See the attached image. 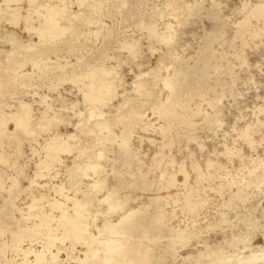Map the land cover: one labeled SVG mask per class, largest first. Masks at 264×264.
<instances>
[{
    "label": "rangeland",
    "instance_id": "374dc122",
    "mask_svg": "<svg viewBox=\"0 0 264 264\" xmlns=\"http://www.w3.org/2000/svg\"><path fill=\"white\" fill-rule=\"evenodd\" d=\"M80 1L34 0L28 6L22 0L19 14L28 16L30 25L22 19L18 26L10 25L0 16V115L25 105L32 118L24 125L27 129L21 127L27 131L24 134L18 129V134L6 136L13 131V122L0 125L5 129L0 134V264L33 260L32 254L23 259L15 251L12 233L23 223L28 227L38 223L39 218L30 215L38 214L39 208L49 210L50 198L64 202L54 195V187H62L69 197L93 193L91 206L82 211V223L92 235L105 220L113 225L123 212L140 209L125 226H115V234L103 229L113 241L111 249L117 251L110 264H124L142 251H148V264H236L247 254L243 243L264 247V178H259L260 184H244L254 178L249 172L256 160L264 162V15H249L264 0ZM62 2L70 7L56 17L58 24L73 19L63 35L29 50L21 45L12 49L6 35L15 34L23 45L37 42L34 32L24 28L38 27L47 15L44 7L59 8ZM167 23L171 31L163 32ZM162 35L169 43L159 39ZM99 67L109 68L108 80L115 79L110 85L105 81L113 88L109 96L113 95L102 100L104 107L88 105L82 94L87 80L101 75ZM164 78L173 81L172 90L164 86ZM154 101L163 107L149 105ZM54 113L57 119L45 124L44 119ZM245 127L251 129V147L240 138ZM71 133L76 135L70 142L72 152L60 151V162L49 161L50 138L59 134L63 139ZM86 160L98 166L85 168ZM208 162L216 166L207 169ZM169 177L175 182L171 188ZM94 181L100 184L91 189ZM236 183L246 190H241V199H230ZM40 193L44 200L27 209L31 197ZM187 193L193 202H205L190 211L184 202ZM53 211L50 216L57 220L49 221L48 227L59 234L65 219H58L59 210ZM133 219L139 220L138 229L142 223L135 235ZM44 231L38 227L19 234L18 248L42 251L48 258L58 247L60 260L65 252L84 258V245L72 247V237L62 238L63 242L49 239ZM177 231L182 233L176 237ZM100 252L105 253L97 251L95 262L90 257L94 254H86L87 264H103ZM68 263L75 264H61Z\"/></svg>",
    "mask_w": 264,
    "mask_h": 264
},
{
    "label": "bare ground",
    "instance_id": "6f19581e",
    "mask_svg": "<svg viewBox=\"0 0 264 264\" xmlns=\"http://www.w3.org/2000/svg\"><path fill=\"white\" fill-rule=\"evenodd\" d=\"M22 0H2V1H0V16H2V17H4V19L5 20H7L8 22H9V24L10 25H14V26H16L17 25V22H18V20H20V19H22L23 21H24V23L26 24V25H30L29 24V22H30V18L27 16V17H23L22 15H20L19 14V10L21 9L20 7H19V5H20V2H21ZM33 1L34 0H27V3H28V6L29 5H31L32 3H33ZM80 1V0H79ZM81 3H82V0L80 1ZM35 3V2H34ZM78 3V2H77ZM47 4H49V3H47ZM59 4V3H58ZM57 4V5H58ZM78 4H80V3H78ZM46 5V4H45ZM53 5V4H52ZM60 5V6H59ZM58 6H59V8L57 7V8H55L56 7V5H55V7L53 6V7H44V8H46L45 9V11H43V12H45L44 13V18H45V15H46V18H45V21L44 22H42V23H40V24H38V27L36 26V27H33V28H31L30 26H27V27H25L24 29L25 30H31V31H33L34 32V34L37 36V39H38V41L37 42H29V43H27V44H25V45H23V44H21L20 43V41L18 40V39H16L17 38V36H16V38L14 37V35H12L11 36V34H8V35H6L5 36V38H6V40L8 41V43L12 46V47H14V48H12V49H15V46H19V45H21V46H23V47H25V48H27L28 50H29V48H34V46L35 47H37V45L39 44H44L45 43V41H46V39H53V38H55V37H59V36H61V35H63L64 34V32L65 31H67L68 29H69V25H71L72 24V18L71 19H69L68 20V18H67V20H66V18L64 19V20H66V21H68L69 23L68 24H66V25H59L58 24V22H57V19H56V17H58V15H60V16H62L63 14H62V11H66V8L69 6L68 5V3L67 2H62L61 4H59ZM49 6V5H48ZM70 7V6H69ZM68 7V8H69ZM79 7V6H78ZM81 7H83V5L81 4ZM67 8V9H68ZM80 8V7H79ZM78 8V9H79ZM175 8V7H174ZM41 10V9H40ZM69 12V11H68ZM76 12V11H75ZM27 13H28V11H27ZM39 14V13H38ZM37 14V12H36V15H38ZM66 14V13H65ZM70 14V13H69ZM256 14H258V15H264V3H261V4H257V7L254 9V10H252L250 13H249V15H256ZM40 15H41V13H40ZM76 15V14H75ZM25 16V15H24ZM59 16V17H60ZM42 17V16H41ZM70 17V16H69ZM74 18H75V16H73ZM43 18V19H44ZM247 18V17H246ZM246 18H244V21L243 22H245V19ZM70 22H71V24H70ZM25 25V26H26ZM18 26V25H17ZM72 26V25H71ZM144 26H146L145 28H147V30H148V32H152V29H150V27L147 25V24H144ZM170 24L168 25V23H167V25H165V31H163V32H167L166 30H169L170 28ZM74 29V28H73ZM70 31H71V29H70ZM69 31V32H70ZM169 31H171V30H169ZM28 32V31H27ZM68 32V33H69ZM10 33V32H9ZM162 34H164V33H162ZM167 34V33H166ZM173 35V34H172ZM157 36H159V35H157ZM160 40L162 39V41H164V42H166V44L167 43H169V38L167 37V35H162L160 38H159ZM159 40V41H160ZM164 42H162V43H164ZM20 46V47H21ZM40 46H43V45H40ZM16 48H18V47H16ZM21 49V48H20ZM23 51V50H22ZM25 51V50H24ZM27 51V50H26ZM10 52L11 53H13V51H11V49H10ZM1 53H2V51H1ZM16 57V56H15ZM7 60H8V58H7ZM9 61V60H8ZM160 63V62H159ZM162 64V63H161ZM160 64V66H162ZM157 65V64H156ZM15 67H17V66H15ZM156 67V66H155ZM100 68V67H99ZM106 68V67H105ZM157 68V67H156ZM100 70H101V68H100ZM158 70H160V68L158 69ZM98 71H99V69H98ZM112 71V70H111ZM157 71V70H156ZM96 72H97V70H96ZM95 72V73H96ZM99 73V72H98ZM112 73H110V71H109V68L107 69H102L101 70V75L100 76H97V77H93V75H92V77L93 78H89V76H88V78H89V80H87L86 82L88 83L86 86H85V90H83L82 91V94H83V97H84V99H85V101H87L88 103V105H90V104H96V103H101V102H103L104 101V99H105V97L106 96H109L110 95V93H112L111 92V88L109 87V86H107L106 85V83H105V81H109L108 80V76L109 75H111ZM114 74V73H113ZM90 75V76H91ZM99 75V74H98ZM115 75V74H114ZM154 75V74H153ZM95 76V75H94ZM113 76V75H112ZM143 76V75H142ZM136 77V76H135ZM84 78H86V77H84ZM87 78V79H88ZM111 78V77H110ZM85 80V79H84ZM137 80V79H136ZM151 80V79H150ZM169 80V81H168ZM111 81V80H110ZM110 81H109V85H110ZM113 81H115V79L113 80ZM113 81H111V83L113 82ZM162 82L164 83V86L166 87V88H169V90L171 89L172 90V84H173V81L171 80V79H166V78H164L163 80H162ZM114 83V82H113ZM112 83V84H113ZM117 84V83H116ZM147 84V83H146ZM136 85V84H135ZM140 85V84H139ZM113 86V85H112ZM116 86H118V85H115V87ZM149 86V85H148ZM119 87V86H118ZM137 87V86H136ZM147 87V86H146ZM138 88V87H137ZM153 88V87H152ZM113 89V88H112ZM80 90V89H79ZM116 90L117 89H115L114 91L116 92ZM113 91V90H112ZM135 91V90H134ZM114 93V92H113ZM138 94V93H137ZM113 95V94H112ZM112 95L111 96H109V98L110 97H112ZM115 95H116V93H115ZM141 95V94H140ZM148 96V95H147ZM146 98V97H145ZM143 99V98H142ZM103 100V101H102ZM109 100V99H108ZM125 100V99H124ZM132 100H134V99H132ZM106 101V100H105ZM104 101V102H105ZM130 101V100H129ZM129 101H127V102H129ZM123 102V101H122ZM126 102V103H127ZM130 103V102H129ZM129 103H128V105H129ZM98 104V105H99ZM104 104V103H103ZM103 104H100V106L101 107H104V105ZM125 104V103H124ZM160 104V103H159ZM103 105V106H102ZM106 105H107V103H106ZM121 105V104H120ZM123 105V104H122ZM149 105H152V107L154 108V107H156L157 109L158 108H162L163 107V105H158V103L156 102V101H154V102H150V104ZM72 106V105H71ZM125 106V105H124ZM100 107V108H101ZM120 107V106H119ZM123 108V107H122ZM261 108H264V107H261ZM258 110V112L260 111L259 109H257ZM261 111H263V114H264V110L262 109ZM260 111V112H261ZM118 112V111H117ZM259 112V113H260ZM167 113V111L166 112H162V114L163 115H165ZM262 113V112H261ZM56 114L57 113H54L53 115H52V117L51 118H49V119H44L45 120V124H47L49 121H51L52 122V120H55V119H57L56 117ZM80 114V113H79ZM96 114V113H95ZM262 114V115H263ZM92 115V114H91ZM2 116H3V118L1 117V115H0V125L1 124H7V122L8 121H11V122H13L12 124H14L13 125V127H14V129H13V131L12 132H10V131H8V132H6L7 134H6V136H8V135H13L16 131H18V129H22V128H26V127H24V125H28L27 123H28V121H30L32 118H31V116H30V114H29V111H28V108L25 106V105H20V106H18V108H16L13 112H10L7 116L4 114H2ZM90 118V117H89ZM94 119H97V118H94ZM43 120V121H44ZM86 120V119H85ZM89 120V119H88ZM88 120H87V122H88ZM92 120V119H91ZM104 120V119H103ZM56 121H58V120H56ZM40 122L41 121H39V125H40ZM47 122V123H46ZM26 123V124H25ZM29 123H31V122H29ZM43 123V124H44ZM62 123V122H61ZM32 124V123H31ZM31 124H29V125H31ZM41 124H42V122H41ZM44 124V125H45ZM96 125V124H95ZM2 126H5V125H2ZM1 126V127H2ZM32 126V125H31ZM31 126H29V128L31 129ZM38 125H36V127H37ZM43 126V125H42ZM76 126L77 125H75V127H73V128H76ZM103 126V124H102V122L100 123V124H98L97 125V128L99 127H102ZM6 127V126H5ZM22 127V128H21ZM28 127V126H27ZM41 127V126H40ZM45 127V126H44ZM95 127V126H94ZM106 127V126H105ZM28 128V129H29ZM42 128V127H41ZM246 129L245 130H243V132L241 133V137L240 138H244L243 140H244V142H246V143H248V145L247 146H249L252 142H251V140H250V138L251 137H249V133H250V131L249 130H251L250 128H247V127H245ZM2 128H0V134H3V131H5V129L2 131L1 130ZM27 129V128H26ZM37 129V128H36ZM80 129V128H79ZM249 129V130H248ZM23 130V129H22ZM33 130V129H32ZM87 130V129H86ZM7 131V130H6ZM24 131V132H23ZM22 132H23V134L25 133V131L26 130H23ZM27 132V131H26ZM29 132H31V131H29ZM28 132V133H29ZM90 132V131H89ZM17 133V132H16ZM15 133V134H16ZM20 133H21V131H20ZM28 133H27V135H28ZM35 133V132H34ZM57 133V132H56ZM88 133V132H87ZM18 134V133H17ZM30 134V133H29ZM36 134V133H35ZM35 134H33L34 136V138H35ZM251 134V133H250ZM31 135H32V133H31ZM252 135V134H251ZM24 136V135H23ZM28 136H30V135H28ZM60 135L59 134H55L54 136H53V138L51 137L50 139H51V142L49 143H47V147H48V149H47V152H48V154H47V158L49 159V161L50 160H53V161H59L60 159H59V155L60 154H62V153H64V152H67V153H69L70 154V152H72V147H71V144H70V142L72 141V140H74L75 138H76V135L75 134H73V133H71V134H66V136L62 139L61 137H59ZM3 137V136H2ZM1 136H0V138H2ZM26 137V136H25ZM95 137V136H94ZM6 138H8V137H6ZM32 138V137H31ZM56 138H58V140L56 139ZM252 139V138H251ZM8 140H10V138H8L7 139V141ZM6 141V142H7ZM12 141V140H11ZM13 142V141H12ZM124 142H125V138L123 137L122 138V140H121V142H120V145L121 144H124ZM254 143V142H253ZM8 144H10V142L8 141ZM12 144V143H11ZM15 145V144H14ZM253 145V144H252ZM16 146V148H17V146L18 145H15ZM249 147H251V146H249ZM18 150V149H17ZM17 150H15V151H17ZM62 152V153H60L59 155H58V153L59 152ZM227 152H229L228 150H226ZM2 152H3V150H2ZM226 152V153H227ZM18 153H19V151H18ZM230 153V152H229ZM1 154V153H0ZM65 154V153H64ZM100 154V153H99ZM237 154H238V152H237ZM10 155V159L12 158V154H9ZM16 155V154H15ZM14 155V156H15ZM97 155V154H96ZM2 156V155H1ZM0 156V157H1ZM13 156V157H14ZM95 156V155H94ZM7 158H8V155L6 156ZM97 157V156H96ZM95 157V158H96ZM99 157V156H98ZM97 157V158H98ZM1 158H3V157H1ZM17 158H18V156H17ZM96 158V159H97ZM14 160H15V157H14ZM258 160V161H257ZM256 160V164H255V168L252 170H250V172H249V174H253V175H249L250 177L252 176V177H254V178H252L250 181H247V182H245L244 184L246 185V186H249V185H252V184H254V183H257V184H260V179L259 178H264V162L263 161H261V159L259 160V159H257ZM2 161H3V159H2ZM6 161H7V159H6ZM47 161V160H46ZM87 161V160H86ZM89 161V160H88ZM87 161V162H88ZM253 161V160H252ZM8 162V161H7ZM42 162V161H41ZM40 162V163H41ZM60 162V161H59ZM4 163V162H3ZM72 163H73V161H72ZM81 163H83V162H81ZM80 163V164H81ZM255 163V162H254ZM5 164H7L6 162H5ZM41 164H43V165H45L46 164V162L45 161H43ZM85 164V165H84ZM84 166H85V168H89V169H95L97 166H98V164H96V163H94V162H92V161H89L88 163H86V162H84ZM250 164H251V161H250ZM47 165V164H46ZM73 165V164H72ZM207 166V169H209L210 167H212V168H214V166H216L215 165V163H213V162H208L207 164H206ZM253 165V164H252ZM42 166V165H41ZM254 166V165H253ZM75 169H77L78 167H79V165H77V164H74V166H73ZM73 169V168H72ZM256 169H260L261 170V172H258ZM68 170V169H67ZM70 170V169H69ZM78 170V169H77ZM80 170V169H79ZM255 170L258 172V174H254L255 173ZM75 171V170H74ZM180 172H181V170H179ZM246 171V170H245ZM178 172V171H177ZM35 173H37V172H35ZM80 173H82V172H79V174ZM84 173V172H83ZM183 173V172H182ZM38 174V173H37ZM76 174H77V171H76ZM75 174V175H76ZM225 174V173H224ZM248 174V173H247ZM74 175V176H75ZM81 175V174H80ZM182 175H184V177H185V174L183 173ZM208 175V174H207ZM206 175V176H207ZM37 175H35V177H36ZM199 176H200V178L202 177V174H199ZM210 176H212V175H210ZM227 176H229V175H227ZM243 176V175H242ZM224 177H226V176H224ZM235 177H237V176H235ZM241 177V176H240ZM239 177V178H240ZM203 178V177H202ZM218 178H220V176H218ZM233 178H234V176H233ZM243 178V177H242ZM238 179V178H237ZM244 179V178H243ZM243 179H241V180H243ZM255 179V180H254ZM16 180V179H15ZM14 180V181H15ZM229 180H231V178L229 179ZM233 180V179H232ZM32 181V180H31ZM31 181H29L30 183H32ZM225 181V180H224ZM232 181H230V183H231ZM236 182H237V180H236ZM240 182H242V181H240ZM173 183H175L174 182V178H171V177H169V180L167 181V184L168 185H170V188H171V185H173ZM226 183V182H225ZM230 183H228V185H230ZM238 183V182H237ZM236 183V185H237V187H236V191H234V193L232 192L229 196H230V199H233V198H235V199H241V197H242V195L241 194H243V192H244V190H243V188L244 187H241V186H239V184H237ZM14 184V183H13ZM95 184H100V182L98 183H96L95 181L93 182V183H91L88 187H91V189L92 188H94L95 189ZM234 184H235V182H234ZM16 185H18V184H16ZM15 185V186H16ZM183 185H185V183L183 184ZM241 185V184H240ZM85 186V185H84ZM98 186L99 185H97V188H98ZM186 186V185H185ZM225 186H227L226 184H225ZM231 186V185H230ZM233 186V185H232ZM239 186V187H238ZM244 186V185H243ZM86 187V186H85ZM174 187V186H173ZM227 188H228V186H227ZM232 188V187H231ZM53 189H55L54 191H55V193H54V195L56 196H60L61 197V199H63V201L64 202H60L59 200H56V199H47V197L45 198V201H46V199L48 200V202L46 201V203H47V205H48V208H49V210H50V213H51V211H57V210H59V212H61V215L59 214V216H58V219H60V217H63L62 219H65V221L63 222V232L61 231V233H59V234H54V231L53 230H55L54 228H51V227H48V225H49V221H52V220H57L56 219V216H50V213L49 212H47L46 210H48V209H46V210H41V208H39L38 209V214H35V215H30V216H33V217H38L39 218V222L38 223H35L32 227H28L27 225H25L24 223H23V225H19V227L17 228V233L16 232H13L12 233V238H14L13 239V242H14V245H13V247H14V249H15V251L18 253V254H22V256H24V258L23 259H27L26 257L28 256V255H30V254H32L33 256L32 257H34L33 258V260H24V261H22L20 264H61L63 261H67V262H73V263H75V264H87V263H89L88 262V260H87V258H86V254H94V256L92 255V256H90V257H92V261H93V259H94V262H95V260H97L98 258H99V254L97 255V257H96V252L97 251H105V253L107 254V255H105V253L103 254V253H101V254H103L104 255V257H105V259H104V263L103 264H110V261H114L115 260V257H116V254H117V251L114 249V248H112L111 249V246H110V244H112L113 243V241L112 240H110L108 237H109V235L108 234H111V233H114L115 234V232H117V231H114V229L116 228V227H118V226H121L122 224H124L123 226H125V224H127V219L128 220H131V217H134V215H135V213L136 214H138V213H140V209L139 208H137L135 211L134 210H128V211H126V212H123V214L121 215V217H118L119 219H117L118 220V222L117 223H115V224H110L109 223V221L107 222V220H105V222L102 224V226L99 228H96V231H97V233H96V235H92V234H90V233H88V230H87V226L85 225V224H83L82 223V220H83V214H82V211L84 212V210L86 209V207L87 206H91V204H92V199H93V193L92 192H90V193H80L81 194V197L80 198H76V197H69L68 195H66V194H64V193H62V187H54ZM230 189V188H229ZM229 189H228V192H229ZM245 189V188H244ZM241 190L243 191L242 193H241ZM246 190V189H245ZM67 191V190H66ZM85 191V190H84ZM231 191V190H230ZM96 193V192H95ZM195 193V192H194ZM111 194V192H109V191H107V196H109ZM229 194V193H228ZM38 195V194H37ZM195 195V194H194ZM33 196V195H32ZM56 196V197H57ZM168 196V195H167ZM166 196V197H167ZM190 193H187L186 194V196L184 197V202H185V205H186V207L191 211L192 210V208H194L198 203H200V204H202V203H204L202 200H200V201H195V202H193L191 199H190ZM30 197H31V195H30ZM44 195L42 194V193H40L39 194V196H33V197H31V202H30V204H28L27 205V209H33L34 207H36L37 205H36V203H37V201L38 200H44ZM193 197V196H192ZM106 197L104 196V198L103 199H105ZM206 198V197H205ZM107 200H108V198H107ZM194 200V199H193ZM196 200V199H195ZM172 201V200H171ZM44 202V201H43ZM68 202H71V207L69 206V207H66V208H64V205L65 204H67L68 205ZM175 202V201H174ZM38 203H39V201H38ZM40 203H41V201H40ZM175 204V203H174ZM47 205H45V203H44V206H46L47 207ZM115 206V205H114ZM112 207V206H111ZM37 208V207H36ZM113 208V207H112ZM35 209V208H34ZM72 210L73 211V213L71 214V215H66V211L67 210ZM89 210H91V208H88ZM88 209L86 210L87 212H88ZM17 210H19V209H17ZM16 210V211H17ZM21 210V209H20ZM48 210V211H49ZM29 211V210H28ZM53 211V212H54ZM55 211V212H56ZM28 213V212H27ZM20 214H21V212H20ZM52 214V213H51ZM28 215V214H27ZM73 215H75V217L76 218H73ZM87 215H89V214H87ZM131 215V216H130ZM130 216V217H129ZM85 217V216H84ZM136 217H139V215L138 216H136ZM136 217H135V219H136ZM28 218V217H27ZM30 218V217H29ZM21 219H25V218H21ZM20 219V220H21ZM135 219H133V221H136ZM26 220V219H25ZM28 220V219H27ZM84 220H85V218H84ZM18 221V220H17ZM60 222V221H59ZM107 222V223H106ZM126 222V223H125ZM142 222H143V220H142ZM129 223V222H128ZM139 223V220L138 221H136V223L135 224H130L131 226H133V227H135V228H132V227H130V228H132L133 229V231L131 232L132 233V235H135L136 233H137V230H142V229H140L141 228V224L139 225L140 226V228L138 229V226H137V224ZM61 225V224H60ZM252 225H253V223H252ZM116 226V227H115ZM40 228V227H44L45 228V231H44V235H46L47 237H49V239L52 237V238H55V239H59V240H62V238H65V239H67V238H69V237H72V240H71V242L72 243H74V244H71L72 245V247H73V245H75L76 243H80V244H82V245H84V247H85V251L82 253L83 254V256H84V258H81V257H77V256H74V257H72V254L70 253V252H65L66 254V257H65V259L63 258L62 260H60V259H58V254H59V251L61 250L60 248H56V252H50L49 254V257L47 258V257H45L44 256V253L42 252V251H34V250H31V249H19L18 248V242H17V239L19 238V237H17V236H19V234H21V233H26V232H29V231H33L34 229H37V228ZM62 228V227H61ZM103 229H106V232L108 233H106L105 234V232H104V230ZM124 229H125V227H124ZM116 230V229H115ZM56 231V230H55ZM134 231H135V234H134ZM102 232H103V234H102ZM177 234H176V237H177V235H181V231H177L176 232ZM73 234V235H72ZM115 235H113V236H110L111 238L112 237H114ZM117 236V235H116ZM115 236V237H116ZM119 236V235H118ZM187 237H188V235H187ZM46 239H48V238H46ZM64 239V240H65ZM245 241H247L246 239H245ZM62 242H63V240H62ZM53 243V242H52ZM117 243V242H116ZM207 247V246H206ZM205 247V248H206ZM97 248H99V249H97ZM63 249H65V248H63ZM209 249V248H208ZM243 249L244 250H246L247 251V254L246 255H243V256H241V257H239L240 258V260L238 261V263H236V264H253V263H260V264H264V247H261V246H255V247H252V246H250V244L249 243H243ZM64 251H66V250H64ZM208 251V250H207ZM211 251V250H210ZM147 252L148 251H146V252H140L139 253V255L137 256V257H133V258H129L124 264H148L149 263V261H150V257H149V255L147 254ZM96 253V254H95ZM217 253V252H216ZM242 253V252H241ZM240 253V255H242ZM81 254V255H82ZM198 254H200V253H198ZM198 254H197V256H198ZM205 254H206V252H205ZM218 254V253H217ZM102 255V256H103ZM210 255V254H209ZM219 255H222V254H220V252H219ZM224 255V254H223ZM201 256V255H200ZM199 256V257H200ZM226 257H227V254L225 255ZM237 256H239V255H237ZM237 256H236V258H237ZM216 257V256H215ZM226 257H219L220 259H222V258H226ZM229 257V256H228ZM227 257V258H228ZM97 258V259H96ZM206 258H208V257H206ZM214 258V257H213ZM213 258H212V262H213ZM217 258V257H216ZM218 258V259H219ZM200 259V258H199ZM209 260H211L210 258H208ZM100 260V259H99ZM198 260V259H197ZM217 260V259H216ZM226 260V259H225ZM230 260V259H229ZM237 260V259H236ZM219 261V260H218ZM217 261V262H218ZM221 261V260H220ZM228 261V260H227ZM227 261H225V263H227ZM232 261V260H231ZM100 262V261H99ZM99 262H97V264L99 263ZM215 262V261H214ZM233 262V261H232ZM232 262H231V264H232ZM211 263V262H210ZM219 263V262H218ZM229 263H230V261H229ZM68 264H70V263H68ZM198 264V263H197ZM207 264V263H206ZM209 264V263H208ZM220 264H221V262H220ZM228 264V263H227Z\"/></svg>",
    "mask_w": 264,
    "mask_h": 264
}]
</instances>
